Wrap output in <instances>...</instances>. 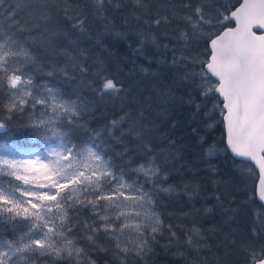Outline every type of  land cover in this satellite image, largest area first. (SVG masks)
<instances>
[{
	"label": "snow or ice",
	"instance_id": "snow-or-ice-1",
	"mask_svg": "<svg viewBox=\"0 0 264 264\" xmlns=\"http://www.w3.org/2000/svg\"><path fill=\"white\" fill-rule=\"evenodd\" d=\"M73 2L40 0L39 6L57 7L67 21H74L73 28L83 29L85 13L75 11ZM93 5V18L98 21L106 22L110 9L127 8L136 26L143 24L149 32L154 25L169 26L178 15L175 8L171 16L153 14L149 0H93ZM179 11L183 29L178 27L177 35L171 37L173 47H160L170 53L178 79L186 82L187 102L195 113L212 103L211 111H219L225 127V151L230 150L233 159L255 161L264 186V34L253 31L254 27L264 29V0H243L230 15L209 0H182ZM8 19L15 20V13L9 11ZM233 21L235 26H228ZM33 31L39 28L12 24L7 32L0 30V113H6L10 122L18 114L39 112L34 129L56 140L43 156L15 146L0 153V226L13 231L12 239H0V264H96L91 251L99 247L100 238L110 246L100 250H111L124 264L130 255L148 256L158 233L166 231L170 240H178L176 226L165 224L154 208L159 203L156 197L173 195L175 189L163 186L168 175L150 147L145 146V159L132 169L136 176L130 179L106 155L98 142L99 133L78 144L55 131L73 126L86 107L79 98L73 100L59 89L34 84L33 74L25 67L34 64V57L29 41L20 38ZM35 39H43V33ZM194 41L206 45V60L188 50ZM73 67L81 77L91 74L87 86L100 96H119L123 91L101 67L96 71ZM65 76L74 78L67 71ZM126 116L130 118V114ZM4 126L0 123V128ZM117 126L113 121L112 128ZM213 147L218 151V146L209 145L205 158L215 155ZM167 155L175 158L174 152ZM18 226L23 228L20 233L16 232ZM184 236L189 247L204 246L195 224ZM241 247L246 264H264V244L243 243Z\"/></svg>",
	"mask_w": 264,
	"mask_h": 264
},
{
	"label": "trees",
	"instance_id": "trees-1",
	"mask_svg": "<svg viewBox=\"0 0 264 264\" xmlns=\"http://www.w3.org/2000/svg\"><path fill=\"white\" fill-rule=\"evenodd\" d=\"M209 2L227 15L240 0ZM149 3L153 14L171 16L175 8L177 19L167 27L154 25L149 32L143 24L136 26L127 8L115 12L110 9L109 19L98 21L93 18V0H74L72 8L83 11L87 20L80 29L73 28L74 21H67L57 7H40V0H0V30L7 32L12 24L39 28L20 37L29 41L34 57V64L25 66L33 74L34 84L59 89L73 100L79 98L86 107L73 126L56 128V132L78 144L99 133L98 142H102L106 155L130 179L136 176L132 169L145 159V146L163 164L168 175L163 186H173L175 194L161 193L154 208L165 224L176 226L173 230L179 239L170 240L166 231L158 233L148 256L139 259L133 254L124 264H246L241 245L264 244V208L255 196L257 174L249 163L233 159L225 151L222 117L219 111H211L212 103L195 113L187 102L186 82L178 79L170 53L160 47H173L171 37L177 35L178 27L183 29L179 20L182 0ZM9 11L15 13V20L8 19ZM41 33L43 39L36 40ZM205 48L203 41H194L188 50L206 60ZM74 65L91 71L103 68L123 91L119 96H100L87 86L91 74L81 77ZM65 71L74 78H66ZM38 116L39 112L18 114L9 122L7 114L0 113V123L5 125L0 128V153L11 146L26 152L41 151L55 143V137L49 139L34 129ZM113 121L118 123L116 128H112ZM170 141L174 142L171 148ZM209 145L218 146V151L213 147L215 155L205 158ZM169 152L175 153L174 159L168 157ZM193 224L204 238L200 248L185 243L184 231ZM22 231L18 226L16 232ZM12 237V230L0 226V239ZM97 243L99 247L91 251L96 264H121L111 250H100L110 248L103 238Z\"/></svg>",
	"mask_w": 264,
	"mask_h": 264
},
{
	"label": "water",
	"instance_id": "water-1",
	"mask_svg": "<svg viewBox=\"0 0 264 264\" xmlns=\"http://www.w3.org/2000/svg\"><path fill=\"white\" fill-rule=\"evenodd\" d=\"M241 3H243V0L240 1V3L237 5L236 8H238ZM235 9H233L232 11H234ZM229 15H230V13H229ZM232 24H233L232 27H234L235 26V22L233 21ZM253 31L256 32L257 35L264 34V29H257V28L254 27ZM223 128H224V137H225L224 124H223ZM224 142H225V140H224ZM227 151L233 157V154L231 153V151L230 150H227ZM235 159L239 160V161L247 162V163L251 164L253 166V168L255 169V171L257 173V182H256V185H255V196H256L257 202L264 208V200L261 199V194H262V192H264V186H262L260 184L259 165L255 161H250V160H247L246 158L237 157Z\"/></svg>",
	"mask_w": 264,
	"mask_h": 264
},
{
	"label": "rangeland",
	"instance_id": "rangeland-1",
	"mask_svg": "<svg viewBox=\"0 0 264 264\" xmlns=\"http://www.w3.org/2000/svg\"><path fill=\"white\" fill-rule=\"evenodd\" d=\"M231 11H232V10H231ZM231 11H230V12H231ZM230 12H229V13H230ZM229 13H228L227 15H229ZM231 25H232V22H231ZM53 146H55V143H51V144H49V145H46L43 151L32 150V149H31L30 152H26L27 150H24L23 152H25V153H36V154H40L41 156H43L45 153H47L48 149H49L50 147H53Z\"/></svg>",
	"mask_w": 264,
	"mask_h": 264
}]
</instances>
